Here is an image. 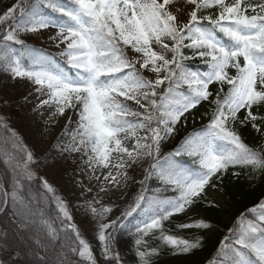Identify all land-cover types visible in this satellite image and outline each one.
Returning a JSON list of instances; mask_svg holds the SVG:
<instances>
[{"label": "snow or ice", "instance_id": "6c2138e0", "mask_svg": "<svg viewBox=\"0 0 264 264\" xmlns=\"http://www.w3.org/2000/svg\"><path fill=\"white\" fill-rule=\"evenodd\" d=\"M46 31L57 52L28 43ZM196 58L203 71L187 63ZM0 71L33 85V112L43 118L51 109L46 126L67 121L41 154L0 116V264H101L69 202L43 175L76 164L74 157V183L94 193L83 207L97 225L102 264H126L119 230L132 235L136 264L158 255L146 237L178 254L201 249L203 236L167 234L165 222L201 203L218 207L208 194L224 187L230 170L240 169L231 171L237 179L245 171L264 178V144L250 146L240 132L251 125L264 136V0H16L0 11ZM205 104L214 106L208 123L181 136L208 114ZM79 176L97 183L85 188ZM130 182L139 191L110 218L112 196ZM149 182L157 184L152 195ZM161 190L173 196L155 194ZM221 245L209 264H264V202L241 213Z\"/></svg>", "mask_w": 264, "mask_h": 264}, {"label": "trees", "instance_id": "16d2710c", "mask_svg": "<svg viewBox=\"0 0 264 264\" xmlns=\"http://www.w3.org/2000/svg\"><path fill=\"white\" fill-rule=\"evenodd\" d=\"M15 2L16 0H0V11L4 10L8 6H11ZM28 43L34 44L38 47V45L32 40H28ZM187 63L192 65L197 71H203L205 69V65L199 58L188 61ZM215 87L217 89L218 86L215 84ZM227 89L228 86L225 85L224 91L227 92ZM21 96V92L16 86L13 89L0 91V116L8 118L7 123L22 137V143L24 145L35 149L34 143H37V139L29 132L24 113L22 108L19 106V102L22 99ZM211 107L210 111L212 112L214 106L212 105ZM240 132L242 139H244V141L250 146H259L264 144V136L258 134L254 129H252L251 125L240 129ZM184 134V132L180 131L181 136ZM0 135H6V133L3 132V129H0ZM175 143L176 141H173L172 147ZM50 148L51 146H49L46 151L41 152V154L48 152ZM53 151L55 150L53 149ZM71 166L72 163L68 161L66 168L63 166L55 168L49 167L45 169L43 175H45L52 183L51 177L60 175ZM231 171H240V169L230 170L225 177L224 187L221 190V202L219 203L213 200L211 195L208 194L209 199L218 204V207H211L201 203L199 206L193 207V212L187 213L186 215L181 213L174 216L171 222H165L167 234L183 239L203 236V247L191 254H178V250L174 249L170 245L163 244L159 239L146 237L148 243L158 249V255L153 258V264H209L210 259L214 256L217 249L222 247L221 241L224 240V237L229 235V229H231L237 222V217L253 205L264 202V178H260L258 175L257 178L253 180L245 171L242 172L239 179H237L231 175ZM147 186L153 189V192H148L146 195H152L157 188V184L149 182ZM57 189L59 190V188ZM138 191L139 185L137 184L132 190L131 198L124 203L115 204L113 206L115 217L119 216L121 212L127 209L128 205L132 202ZM57 194L62 196L60 190ZM155 194L168 197L173 196V193L170 190L167 192L161 190ZM139 218H141V216L135 215L134 218H130V223H134L135 220ZM200 219H206L213 225V227L210 230L198 229L195 227H178L180 224H195ZM5 227V224L0 223V229ZM156 235H158V233ZM116 239L117 247L123 255L126 264H136L132 235L127 230H119L116 234ZM85 264H87L86 261Z\"/></svg>", "mask_w": 264, "mask_h": 264}, {"label": "rangeland", "instance_id": "374dc122", "mask_svg": "<svg viewBox=\"0 0 264 264\" xmlns=\"http://www.w3.org/2000/svg\"><path fill=\"white\" fill-rule=\"evenodd\" d=\"M183 2V0H181ZM252 3H257L259 0H250ZM190 10V9H189ZM51 34L50 31H46L43 36L40 38H35L34 36H30L28 40L36 41L41 46L57 52L58 49L55 48V46L50 42L47 37ZM231 74L234 75L233 70H229ZM147 74V73H146ZM17 87L20 92L22 93V100L20 102V105L23 109V112L26 117V123L28 124L29 131L32 133L34 137L39 140L38 142V150L45 151L47 150L48 146L50 144L56 143V137L60 135V133L63 131V126L67 123L65 117H57L56 120L58 123H53L48 126H46L43 123V120L47 118L49 112L51 109H46L44 113V117H40L38 114L33 112V108L35 104L38 102V95L33 90V85L27 81V80H15L13 81L5 72L0 73V91H4L5 89H8L11 87L13 89L14 87ZM211 90V89H210ZM27 97V99H25ZM202 111H207L209 113L210 105L205 104ZM208 116V114L206 115ZM206 116L203 118L197 117L195 123L190 124L187 129H180V131H188L194 126H201L204 124ZM75 119V117H73ZM75 125L73 124L72 127ZM69 137H64V141H67ZM36 145V146H37ZM171 144H168L165 146V149ZM77 161L74 167V169H71L67 172L64 171L61 176L54 179V186L60 188L64 193V198L69 202V211L71 212L73 217H77L79 223L82 224V229L84 232H88L87 239L89 243L91 244L94 254L97 255L98 260L102 264V258L99 257V249H100V242L96 238V227L97 225L94 223L93 218L88 214L83 205L85 204L86 200H91L94 193H86L84 192L83 188L77 187L74 183V180L72 179V173L73 171L79 172L80 169V160L79 157H74ZM71 160V159H70ZM71 168V167H70ZM100 169H97V175L100 173ZM91 175V173H89ZM130 176H135L136 180H140L141 176L138 172L133 173L129 172ZM54 178V177H52ZM78 179L84 180V187H93L97 182L93 180L91 183L88 182L86 177L79 176ZM137 185V183H129L126 190H123L122 192H117L112 196V202L113 204H118L121 202H125L129 198H131V193L133 188ZM213 195V199L216 201H220V191L219 192H211ZM104 203L107 205L109 203V197H104ZM194 210L189 211L188 213L193 212ZM115 213L114 211L111 212L110 218H114ZM87 217V218H86ZM1 253V252H0Z\"/></svg>", "mask_w": 264, "mask_h": 264}]
</instances>
